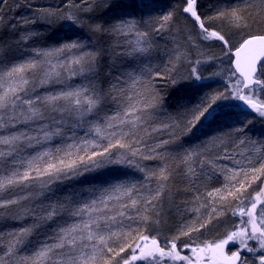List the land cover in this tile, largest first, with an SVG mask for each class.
I'll list each match as a JSON object with an SVG mask.
<instances>
[{
  "label": "snow or ice",
  "instance_id": "obj_1",
  "mask_svg": "<svg viewBox=\"0 0 264 264\" xmlns=\"http://www.w3.org/2000/svg\"><path fill=\"white\" fill-rule=\"evenodd\" d=\"M122 8L64 0L8 24L0 7V31L16 33L0 45L21 55L0 59V219L27 221L0 232V264H264V140L249 135L253 114L264 119V0L208 11L182 0L147 18ZM57 21L91 44L68 38L25 57L34 26ZM214 77L223 88L205 91ZM114 167L143 179L55 195Z\"/></svg>",
  "mask_w": 264,
  "mask_h": 264
},
{
  "label": "rangeland",
  "instance_id": "obj_2",
  "mask_svg": "<svg viewBox=\"0 0 264 264\" xmlns=\"http://www.w3.org/2000/svg\"><path fill=\"white\" fill-rule=\"evenodd\" d=\"M110 2L119 3L123 5L124 8L132 7L133 9H132V12L130 13H132L136 18H139L141 15L147 18L149 14L159 15L163 12L170 11L173 8L179 7L182 3V0H110ZM213 2L214 0H200L201 10L208 11L209 10L208 6L212 4ZM29 3L32 5L31 8L27 6ZM63 3H64V0H7V3L0 4V7L3 8V14L6 18L7 23L12 24V23H16L21 17H28V18L33 17L35 15L34 9L36 8L57 7V6H61ZM17 4H19L20 6L16 7ZM104 10L108 11L109 9H104ZM67 24H68L67 21H57L52 25H47V24H42V23H38L37 25H35L34 27L41 32V37L34 42H29V45L25 46L27 51L24 52V56L26 57L30 54L31 47L55 46L58 42H61L60 40L57 42H54L55 40H57V36L53 37L54 40H49V41H47L45 37H48V35H50L49 33L53 30H57V28L60 31L61 29L69 30V28L66 27ZM257 27H260V25H257ZM8 29L9 31L13 33V36L16 35L14 31H12L10 28ZM75 32L84 34L79 39L88 41L91 44L92 41L89 40L90 34L87 32L86 29H77L74 31V33ZM156 39L161 45H163L166 42L165 39L161 37H157ZM51 43L53 45H51ZM216 51L218 52L219 49H216ZM5 57H7L6 58V61L8 60L7 62H19L21 59L20 51L18 50V53L12 54V56H7L5 55V52L0 49V59H5ZM14 59H16V61H14ZM153 62L156 63V61H153ZM218 70H219L218 66L217 68H210L205 72V75H209L211 71H218ZM81 82H82V78H79V77L74 78L71 81V83L73 84H80ZM205 83L212 84V87L209 89H206L205 91H214L217 89H221L224 86V81L221 77H214L212 81H205ZM199 99H200V95H197V97L194 99L191 105H194L195 103H197ZM107 107L111 108L113 107V105L109 104ZM101 115H103V113H101ZM251 118H252V127L250 128L249 135L251 134V136L254 139L264 140V119H260L259 117L255 116V114H253ZM89 119H92V117H90ZM254 130L256 132H254ZM74 131L76 135L79 136L81 133H85L86 126L85 128L74 129ZM69 135H71V132L69 133ZM186 143H198V140L195 137H193L191 140L187 141ZM29 151H32V150H29ZM146 163L150 165L155 164V162H146ZM97 173H99V175H101V178H103V181L101 183H98L97 188L106 186L107 184H111L117 181L137 182V181H142L143 179V176L140 172H138L137 170L133 168H127V167L105 168V169L95 171L94 174H97ZM82 179H84V176L76 180H72L70 181V183L75 184V182H77L78 180H82ZM88 179H92V178H88ZM67 182L68 181H65L63 183H58V184L53 185L52 187L55 190V192H58V189H62V187L67 185ZM90 188H92V186H88L86 187V189L82 190L78 198L80 196H82L85 199L90 198L91 194L88 191ZM62 190L73 191L72 189H62ZM26 223L27 221H16V220L6 218L5 224L7 228L3 232H7L13 229L19 228L22 226V224H26ZM0 225L5 226L2 224ZM49 227L50 225L47 228H45L43 231H49L48 230ZM39 238L43 239V236L41 235L39 236ZM33 239L35 240L36 237H34ZM2 252H3V249L0 248V254H2Z\"/></svg>",
  "mask_w": 264,
  "mask_h": 264
},
{
  "label": "trees",
  "instance_id": "obj_3",
  "mask_svg": "<svg viewBox=\"0 0 264 264\" xmlns=\"http://www.w3.org/2000/svg\"><path fill=\"white\" fill-rule=\"evenodd\" d=\"M132 9H133L132 7H127V8L123 7L122 11L132 12ZM96 15L101 16L104 20H111L113 14H112L111 10L109 9L108 11L107 10H101V11H99V13H96ZM49 34L50 35H48V37H45V39L47 41L54 40L53 37L57 36V40H55L54 42H57L59 40L62 42L64 40H67L68 38H77V37L80 38L81 36L84 35L82 33H76V32L74 33V31H72V30L61 29V31H60L58 28H57V30L51 31ZM12 37H14L13 33L11 31H9V29L7 27H5L2 31H0V40H3L5 42V44L12 43ZM51 45H53V44L51 43ZM0 49L2 51H4L5 55H7V56H12V54L18 53L17 49L14 48L13 50H9L6 47H4V45H0ZM158 55L163 57L164 53L162 51H160L158 53ZM6 58L7 57H5V59ZM14 61H16V59H14ZM155 61H156V63H159V60H155ZM128 62H130V61H128ZM125 66H127V62H126ZM105 67H107V64L105 65ZM218 68H219V66H218ZM160 85H161V87H166V85H164L163 81L160 82ZM168 91L171 92L172 90L168 89ZM184 95L186 96L185 103H189L190 105L192 104L194 99L197 97V94L192 93V92H187ZM174 103H175V97H172L169 101V105L174 104ZM169 110H171V111L173 110L171 108V106H169ZM251 127H252V124L250 125V128ZM254 132H256V131L254 130ZM84 135H85V133H81L79 136H84ZM192 138H185V142L191 140ZM57 141H54V143L60 142L59 140H57ZM94 173L95 172L88 173L87 175L84 176V179L78 180L77 182H75V184L70 183V181H68L67 185L62 187V189H72L73 191H70V190L65 191L62 189H58V192H55L56 197L63 198L66 194H69V193H76V194L80 195L82 190L86 189V187H88V186H92V188H97L98 183H101L103 181V178H101V175H99V173H97V174H94ZM92 175H94V176H92ZM88 178H92V179H88ZM62 222L63 221H61V223ZM5 223H6V218L0 219V224L5 225V226L0 225V232L5 231V229L7 228ZM52 227H54V223L50 224V227L48 228V230H50V228H52Z\"/></svg>",
  "mask_w": 264,
  "mask_h": 264
}]
</instances>
